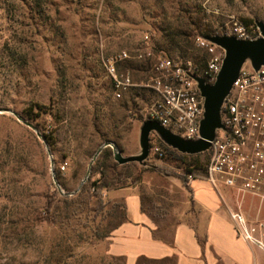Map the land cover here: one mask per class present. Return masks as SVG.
Returning <instances> with one entry per match:
<instances>
[{
	"label": "rangeland",
	"instance_id": "obj_1",
	"mask_svg": "<svg viewBox=\"0 0 264 264\" xmlns=\"http://www.w3.org/2000/svg\"><path fill=\"white\" fill-rule=\"evenodd\" d=\"M258 22L264 23V0H0V264H124L107 254L106 243L125 223L116 196L122 188H136L148 210L168 204L183 210V201L192 200L185 167L165 150L163 158L152 151L172 148L156 132L142 162L120 164L107 147L113 158L106 162L119 165L109 178L118 174L120 182L103 193V214L91 210L95 198L83 187L101 177L93 172L99 149L111 142L124 157L139 155L155 99L144 87L116 99L103 59L129 52L122 69L142 86L149 61L140 53L194 61L203 53L198 38L226 35L236 23L260 31ZM180 31L192 47L178 40ZM52 195V223H36ZM217 198L232 224L231 210L264 219L260 197L224 189ZM257 254L264 264V252Z\"/></svg>",
	"mask_w": 264,
	"mask_h": 264
},
{
	"label": "built area",
	"instance_id": "obj_2",
	"mask_svg": "<svg viewBox=\"0 0 264 264\" xmlns=\"http://www.w3.org/2000/svg\"><path fill=\"white\" fill-rule=\"evenodd\" d=\"M226 35L247 41L262 37L260 31H251L237 23ZM197 46L208 56L204 66L191 60L177 61L154 50L140 53L141 61H149L148 78L142 86L135 82L130 71L122 69L132 59L129 52L104 58L114 97L122 99L132 89L144 87L155 95L145 120L158 122L186 140L200 139L205 99L196 78L214 84L225 51L204 37L198 38ZM222 124L223 128L217 130L211 142L204 178L218 194L230 189L264 199V66L256 70L246 63L242 67L223 104ZM152 151L160 158L165 155L158 145ZM195 179L190 175L188 183ZM230 214L237 236L264 252V219H255L241 211L231 210Z\"/></svg>",
	"mask_w": 264,
	"mask_h": 264
},
{
	"label": "crops",
	"instance_id": "obj_3",
	"mask_svg": "<svg viewBox=\"0 0 264 264\" xmlns=\"http://www.w3.org/2000/svg\"><path fill=\"white\" fill-rule=\"evenodd\" d=\"M189 186L192 200L183 201L184 209L174 212L168 204L162 217L143 209L142 195L133 192L136 188L117 190L126 220L107 237V254L125 258L126 264H136L143 256L173 258L177 264H258L259 249L237 236L214 188L205 178H197ZM172 213L177 217L174 221L169 220ZM199 239H205V245Z\"/></svg>",
	"mask_w": 264,
	"mask_h": 264
},
{
	"label": "water",
	"instance_id": "obj_4",
	"mask_svg": "<svg viewBox=\"0 0 264 264\" xmlns=\"http://www.w3.org/2000/svg\"><path fill=\"white\" fill-rule=\"evenodd\" d=\"M258 27L262 37L253 41L239 40L234 36L228 35H212L205 37L208 41L224 49L225 57L222 69L214 84L206 83L203 78H196L199 83L201 94L205 99V114L201 122L200 139L194 141L186 140L163 127L160 123L146 119L141 128V152L139 155L124 157L123 154L114 147L113 143L108 142L99 149L95 159L102 153L104 148L111 147L114 150L116 161L120 164L142 162L146 160L151 153L150 138L154 132L158 133L170 147L183 154L196 155L208 152L211 148V142L216 137L217 130L223 128V104L230 94L235 81L239 77L242 67L248 63V61L251 62V65L256 70L264 66V23L258 22ZM15 116L20 122L33 129L39 137H41L38 129L33 124L23 120L17 114H15ZM41 138L44 140L43 137ZM91 165H93V163Z\"/></svg>",
	"mask_w": 264,
	"mask_h": 264
},
{
	"label": "trees",
	"instance_id": "obj_5",
	"mask_svg": "<svg viewBox=\"0 0 264 264\" xmlns=\"http://www.w3.org/2000/svg\"><path fill=\"white\" fill-rule=\"evenodd\" d=\"M244 23L247 26L253 25L254 22L250 19H245ZM177 38L181 43H184L186 47H192L190 40L187 38V35L183 33L182 31L177 33ZM198 50H201L200 48ZM207 54L203 51L202 56L198 59H195L194 62L198 66H204L207 60ZM147 70V68H146ZM163 147V150L166 151L168 156H170L173 161H177L180 164L184 165L185 167V174L182 177L184 183L186 184L188 182V177L190 175L194 176L195 178H204L206 175V164L209 161L210 154L209 152L196 154V155H189V154H182L178 151L169 148L168 146L161 144ZM122 151V150H121ZM110 158H113V152L110 148H106L102 154L100 155V159L94 164V171L101 175L100 179L94 180L92 176L89 178L87 183L83 187V191L86 193L87 198L92 201L95 198V201L91 205V210L95 212L97 216L104 213V210L107 206V203L103 200V193L106 190H112V189H118L117 182H120V178H118V174L115 176V178L110 179L109 175L110 173L115 174V170L118 169L119 165L117 163H114L113 165L108 164L106 161ZM127 165L123 166L126 167ZM110 171V172H109ZM55 202L56 198L54 195L48 196L47 201L44 207L43 212H39L34 216V220L36 223H52L53 221V215L55 211ZM120 205V204H118ZM117 205V206H118ZM154 208V207H153ZM155 209L150 208L149 210L146 207L145 200L143 198V209L153 215L159 216L165 215L166 211L168 209V206L164 205L163 207L157 206ZM154 210V211H153ZM123 218L126 220V210L123 212ZM124 220V221H125ZM108 237V236H107ZM200 242L205 245L206 240L205 239H199ZM115 260L123 261L124 264L125 258L123 257H112ZM136 264H177L176 260L173 258H165V259H149L147 257H140Z\"/></svg>",
	"mask_w": 264,
	"mask_h": 264
}]
</instances>
